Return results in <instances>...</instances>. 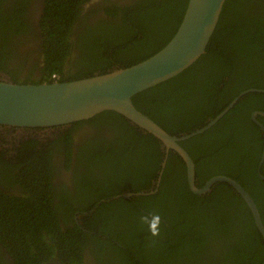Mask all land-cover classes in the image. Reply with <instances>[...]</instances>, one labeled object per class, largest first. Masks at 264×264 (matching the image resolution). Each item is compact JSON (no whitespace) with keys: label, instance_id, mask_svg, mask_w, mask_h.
Instances as JSON below:
<instances>
[{"label":"trees","instance_id":"16d2710c","mask_svg":"<svg viewBox=\"0 0 264 264\" xmlns=\"http://www.w3.org/2000/svg\"><path fill=\"white\" fill-rule=\"evenodd\" d=\"M44 2L38 34L29 44H15L14 26L0 8L1 81L65 83L138 64L170 41L188 0ZM249 89L264 90V0H226L205 53L182 73L135 95L132 104L169 135L180 136L206 126ZM252 111L264 112V94L243 96L213 127L179 145L195 165L198 188L215 176L233 179L253 199L264 225V181L256 172L264 136L249 118ZM258 119L264 125V118ZM22 130L28 135L17 147L0 146V181L21 192L10 196L0 190V245L14 264H44L54 256L63 264H82V252L90 245L101 258L106 248L121 251L113 238L132 258L137 250H152V256L143 257L152 258V264L262 263L264 243L241 197L225 183L215 184L205 195L192 194L185 164L172 151L154 195L123 197L154 190L164 156L160 141L124 117L103 112L64 126L54 140L39 134L42 129ZM83 130L91 134L83 137L109 138L96 145L87 138L74 149L73 138ZM57 153L66 160V169L76 154L86 160L82 168L108 170L113 180L105 188L111 193L90 204L103 198L100 206L117 205L125 220L106 225L101 217L91 222L85 218L84 232L72 221L75 209L62 192L63 216L69 223L62 228L53 205ZM260 174L264 177V162ZM74 185L79 188L81 181L75 178ZM153 212L161 216L159 237H150L139 220Z\"/></svg>","mask_w":264,"mask_h":264},{"label":"water","instance_id":"95a60500","mask_svg":"<svg viewBox=\"0 0 264 264\" xmlns=\"http://www.w3.org/2000/svg\"><path fill=\"white\" fill-rule=\"evenodd\" d=\"M226 0H188L180 25L170 41L148 59L128 68L65 83L19 85L0 80V126L14 129H50L89 120L103 112H114L132 125L152 135L164 148V156L155 188L149 192L126 193L124 198L154 195L161 183L169 151L184 162L186 180L190 192L202 196L217 183L229 185L249 209L254 225L264 243V225L250 195L233 179L215 176L203 187L196 185L195 165L179 142L189 140L215 125L242 98L264 90L249 89L241 92L220 114L206 126L188 135L172 136L147 116L135 109L132 98L153 88L194 64L204 53L216 28ZM264 118V112L256 111L255 117ZM261 127V125H260ZM263 131V127H261ZM264 161V147L258 164V177L264 181L260 168ZM261 264H264V259Z\"/></svg>","mask_w":264,"mask_h":264},{"label":"flooded vegetation","instance_id":"af4514ba","mask_svg":"<svg viewBox=\"0 0 264 264\" xmlns=\"http://www.w3.org/2000/svg\"><path fill=\"white\" fill-rule=\"evenodd\" d=\"M44 1L45 0H0L1 2L0 8H3L4 15L8 16L9 22H11L14 26L13 32L15 33L12 34L13 35L12 39L14 40L15 44H17L20 41H24L27 44H29L31 38L34 36V33L38 34L37 21L43 14L44 4H45ZM38 44H39V41H38ZM30 61L32 63L34 62L33 59H30ZM36 77L39 78L38 73H36ZM4 81H8V80L4 79ZM255 112L256 111H252L249 115V118L255 125L259 127L261 133L264 136V130L263 131L261 130V127H263L264 129V125L258 119L260 116L255 117L256 122L252 120V114ZM1 128L3 127L0 126V146L3 145V147L7 149H9L8 147L9 143L14 144V147H10V149L15 148L17 147V144H20V142L26 138V135H28L27 132H25L22 129L13 128L10 130L8 128V131L6 132L5 129H1ZM63 128L64 126L44 129V130H41L39 134L43 135L44 137H48L49 139H52L51 137L53 135L57 136L58 132L63 131ZM82 134L91 135L89 131H84V130L80 131L79 134L77 133V135L74 136L73 138L74 149L75 147H78V146H84V144L86 143L88 137H85V136L83 137ZM107 138H109V135L106 134L103 140H99L97 138H92V137L88 139H89V144L94 143V145H96L97 143H102L103 141H107ZM57 154L59 156H57ZM57 154H55L53 157L54 162H55V171L53 172V179H52L53 192L55 196V202L53 203V205L56 206L57 208L59 223L62 228L66 227L65 225H69V223H67L66 221V218H64L63 216L64 213L62 210L65 209L64 208L65 201H63L61 198L60 194L62 192L66 193L67 201L75 209V211L72 213L73 215L72 221L75 222V225L81 228L84 232H87L85 228L83 227V223H85L84 222L85 218L90 219L89 221L91 222L92 221L91 219L96 220L99 217H101L99 220L107 223L106 225H113V224L115 225V223H120L121 221L125 220L123 216H127V215L121 213L117 205L116 206L114 205L113 207L112 205L100 206L101 203L104 202L103 198L100 199L96 203L90 204V202L94 201V199H96L98 196L111 193L108 190L106 191V188H105V182H108V181L111 182L113 180L110 178L111 174H109L108 170L97 168V167L96 168L95 167L82 168L83 161H86V160H84L81 157H76V154H74V156L70 158L71 167L69 169H66L65 167L66 160H64V158L62 157V154H59V153ZM88 156H87V159H88ZM106 156L107 155H104V158H106ZM75 178L77 181H81V185L79 188H76L74 185ZM84 183L89 184V185H83ZM0 190L10 196H18L19 193H21L20 188L18 186L6 187L1 181H0ZM126 199H129V198H126ZM80 207L84 209H88V212L78 211ZM100 208L101 210H99ZM90 217H93V218H90ZM96 227L104 228V225L96 224ZM90 234L95 235L96 232L92 231ZM99 235L101 234L98 233L97 238ZM107 237L110 238V236H107ZM111 241L112 243H116L118 247H121V251H116L113 249L106 248V250L102 252V258H101V255L96 257L95 251L92 248V245H90L82 252V255H83L82 264H101L102 261H103L102 264H122L125 262L129 264H152V258L148 257L145 261H143V257L152 256V250L150 249L137 250L135 254L131 253V255L134 258L133 260V258L130 255H126L127 252L124 250L121 244L117 243L114 238ZM0 264H14L13 259H11V257L6 253V251L3 249L1 245H0ZM44 264H63V263L56 256H54L48 262H45Z\"/></svg>","mask_w":264,"mask_h":264},{"label":"clouds","instance_id":"9594fccd","mask_svg":"<svg viewBox=\"0 0 264 264\" xmlns=\"http://www.w3.org/2000/svg\"><path fill=\"white\" fill-rule=\"evenodd\" d=\"M139 220L141 225H147L150 237L160 236L162 221L159 213L153 212L148 215H141Z\"/></svg>","mask_w":264,"mask_h":264}]
</instances>
